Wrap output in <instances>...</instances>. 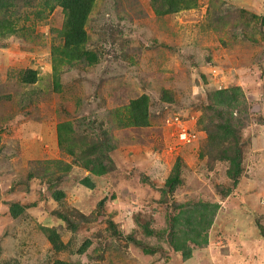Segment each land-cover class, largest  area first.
I'll return each mask as SVG.
<instances>
[{"label": "rangeland", "instance_id": "obj_1", "mask_svg": "<svg viewBox=\"0 0 264 264\" xmlns=\"http://www.w3.org/2000/svg\"><path fill=\"white\" fill-rule=\"evenodd\" d=\"M67 21L1 0L0 264H264V0Z\"/></svg>", "mask_w": 264, "mask_h": 264}, {"label": "trees", "instance_id": "obj_2", "mask_svg": "<svg viewBox=\"0 0 264 264\" xmlns=\"http://www.w3.org/2000/svg\"><path fill=\"white\" fill-rule=\"evenodd\" d=\"M60 4L68 12L67 32L65 35L67 46H73L76 49L86 41L85 24L88 19V15L94 3V0H58ZM1 4V0H0ZM36 81V72L29 71L25 78V82L32 83ZM224 92V91H223ZM238 156L232 160V163H237ZM94 170V169H93ZM233 180L236 182L238 176L232 175ZM17 206L12 207V211H15ZM49 241L58 251L65 248L64 243L60 240L59 236L52 233L49 237Z\"/></svg>", "mask_w": 264, "mask_h": 264}]
</instances>
